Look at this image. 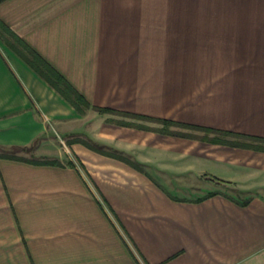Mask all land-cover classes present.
I'll return each instance as SVG.
<instances>
[{"label":"crops","instance_id":"1","mask_svg":"<svg viewBox=\"0 0 264 264\" xmlns=\"http://www.w3.org/2000/svg\"><path fill=\"white\" fill-rule=\"evenodd\" d=\"M37 142L60 166L0 159L7 264H264V0H0V148Z\"/></svg>","mask_w":264,"mask_h":264},{"label":"trees","instance_id":"2","mask_svg":"<svg viewBox=\"0 0 264 264\" xmlns=\"http://www.w3.org/2000/svg\"><path fill=\"white\" fill-rule=\"evenodd\" d=\"M52 79L48 77V75H46V79L49 81V83L55 88L57 89L61 94L65 95V97L67 96V93H64L63 88L68 87L66 82H64L63 79L60 78V76H58L57 74H55L52 71ZM75 95V94H74ZM76 99L75 100H79L81 101V98H78V95H75ZM69 101H71L73 107L75 109H77L76 103L74 101H72V99L68 98ZM82 102V101H81ZM97 112H99L100 114H104V113H115L112 110H108V109H96ZM119 116H123V117H129L131 119H136L139 121H147V122H151L154 124H159L161 125V128H146L145 126L142 125H137L134 124L132 122H115L119 125L122 126H126V127H135L138 129H143V130H147V131H153V132H157L163 135H169V136H175V137H184V133L183 130L184 128H190L189 126H185L183 124H179L176 122H172V121H166V120H159V119H153V118H147V117H142V116H135V115H129V114H119ZM172 128L176 129L173 130ZM72 141L74 142H78V143H82L85 145V147L96 151L99 154L105 155V156H110L113 158H116L117 160H120L128 165H130L132 168L143 172L142 168L136 164L131 162L130 160H128L127 158L117 155V154H112L110 152H106L103 151L101 148L99 147H95L93 145H90L89 143L83 141V140H79V139H73ZM0 159H6V160H16V161H27L29 163L35 164V165H46V166H60L58 161H50V160H46V159H31V160H25L24 158L15 156L13 154H5V153H0ZM210 196V195H209Z\"/></svg>","mask_w":264,"mask_h":264},{"label":"rangeland","instance_id":"3","mask_svg":"<svg viewBox=\"0 0 264 264\" xmlns=\"http://www.w3.org/2000/svg\"><path fill=\"white\" fill-rule=\"evenodd\" d=\"M126 120H128V122H132L134 123L135 121L137 123H140V124H144V126L147 128H161V125L159 124H154V123H151V122H147V121H139V120H136V119H131L129 117H125ZM173 129V128H172ZM176 130V129H174ZM52 139H48L49 141L47 142L49 146H46L45 147V152H52L50 154H55V153H58L60 154L64 160H66V158H71L72 159V162L73 160H75V158L73 157V155L71 154L70 150L68 149V145L67 143L65 144V148L64 146L60 143V138H59V135L53 131L50 132ZM38 144L39 142L37 143H33L30 147H26V148H11V149H8V148H4V149H1L0 148V153H5V154H13L15 156H18V157H24L26 158V160H31V159H43V158H38L37 155H36V151H37V147H38ZM68 152V153H67ZM48 154V153H47ZM68 156V157H66ZM67 162V160L65 161V163ZM71 163V161H68ZM74 163V162H73ZM38 245V244H36ZM0 262H4L5 264L11 262V261H8V260H0ZM37 264H40L39 260H36Z\"/></svg>","mask_w":264,"mask_h":264}]
</instances>
